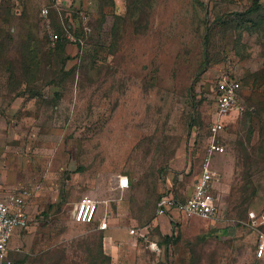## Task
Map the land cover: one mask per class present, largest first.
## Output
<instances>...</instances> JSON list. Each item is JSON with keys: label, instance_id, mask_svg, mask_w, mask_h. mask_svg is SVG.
Instances as JSON below:
<instances>
[{"label": "rangeland", "instance_id": "obj_1", "mask_svg": "<svg viewBox=\"0 0 264 264\" xmlns=\"http://www.w3.org/2000/svg\"><path fill=\"white\" fill-rule=\"evenodd\" d=\"M68 2L0 0L4 192L40 188L19 264H264L247 226L264 220V0ZM224 76L245 110L217 137L218 215L158 218L161 195L195 191ZM85 196L108 202L106 231L71 220Z\"/></svg>", "mask_w": 264, "mask_h": 264}, {"label": "built area", "instance_id": "obj_2", "mask_svg": "<svg viewBox=\"0 0 264 264\" xmlns=\"http://www.w3.org/2000/svg\"><path fill=\"white\" fill-rule=\"evenodd\" d=\"M68 0H52L53 7L62 8L67 5ZM44 18L49 17V10L42 11ZM68 33L67 39L72 43L78 40ZM51 43L55 45L59 38L55 34L50 35ZM214 96L213 122L210 126L212 139L209 140L206 153L203 157L200 173L195 183L192 195L185 201L176 197L173 190L161 195L156 216L162 218L168 215L172 210L180 213L186 218L199 216L203 218H215L218 215V198L214 193L215 184L219 181L218 173L211 167L214 156L221 152V145L217 140L219 134L226 126L228 115L238 116L244 113L245 107L241 101V83L235 77L224 76L218 80L212 88ZM231 116V118H232ZM128 186L127 177L119 179L118 187L125 189ZM32 197V191L29 188H21L15 193H8L0 197V257L8 258L10 252V241L17 229H27L31 223L28 212V201ZM107 201H100L95 198L85 196L79 202L74 204L71 211V220L75 223L86 225H97L98 230L106 231L109 228V215L106 205ZM101 205L105 206V211L100 212ZM264 220L261 224L256 221L248 223L257 235L255 255L257 259H264ZM148 232V231H147ZM130 235L135 237H145V234H139L138 229H132ZM7 264H12L10 261Z\"/></svg>", "mask_w": 264, "mask_h": 264}, {"label": "crops", "instance_id": "obj_3", "mask_svg": "<svg viewBox=\"0 0 264 264\" xmlns=\"http://www.w3.org/2000/svg\"><path fill=\"white\" fill-rule=\"evenodd\" d=\"M12 182H13V180H9L8 177L2 176L1 171H0V197H4L5 195L8 194V193L6 194L4 191H7V189H9V187H11ZM38 189H40V188H36V190H38ZM36 190L31 189L32 197L28 201V206H29L28 212H29L31 221H33L34 216L32 214V209L30 207L29 202H31L33 196L36 193ZM30 233H31L30 227H28L27 229H20L19 233L16 236V240H15V244H17L19 242V245L17 244L16 247L11 246L8 258L4 259V258L0 257V264H7L8 261H10V263H12V264H19V262L23 261V259L26 257V255L28 253V252H26V250L28 249V246L36 247L35 241L32 239L30 240V238H31L30 236L32 234V233L31 234Z\"/></svg>", "mask_w": 264, "mask_h": 264}, {"label": "trees", "instance_id": "obj_4", "mask_svg": "<svg viewBox=\"0 0 264 264\" xmlns=\"http://www.w3.org/2000/svg\"><path fill=\"white\" fill-rule=\"evenodd\" d=\"M101 238L103 239V236H102ZM166 239L170 240L171 238H169V237H166Z\"/></svg>", "mask_w": 264, "mask_h": 264}]
</instances>
